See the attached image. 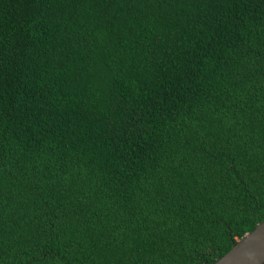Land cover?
I'll list each match as a JSON object with an SVG mask.
<instances>
[{
  "label": "trees",
  "instance_id": "1",
  "mask_svg": "<svg viewBox=\"0 0 264 264\" xmlns=\"http://www.w3.org/2000/svg\"><path fill=\"white\" fill-rule=\"evenodd\" d=\"M264 220V0H0V264H213Z\"/></svg>",
  "mask_w": 264,
  "mask_h": 264
},
{
  "label": "water",
  "instance_id": "2",
  "mask_svg": "<svg viewBox=\"0 0 264 264\" xmlns=\"http://www.w3.org/2000/svg\"><path fill=\"white\" fill-rule=\"evenodd\" d=\"M213 264H264V220Z\"/></svg>",
  "mask_w": 264,
  "mask_h": 264
}]
</instances>
